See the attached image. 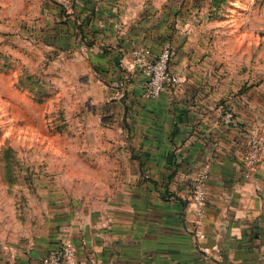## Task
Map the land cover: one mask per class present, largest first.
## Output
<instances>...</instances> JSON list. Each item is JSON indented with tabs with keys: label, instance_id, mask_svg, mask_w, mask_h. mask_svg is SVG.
<instances>
[{
	"label": "crops",
	"instance_id": "crops-1",
	"mask_svg": "<svg viewBox=\"0 0 264 264\" xmlns=\"http://www.w3.org/2000/svg\"><path fill=\"white\" fill-rule=\"evenodd\" d=\"M190 4L2 1L0 30L17 31L22 59L32 47L60 63L75 98L63 109L77 113L70 149L42 159L21 202L0 182V264H41L64 240L82 264H264V148L255 167L244 161L264 126V83L243 89L232 71L208 69ZM164 44L182 81L148 98L132 50L153 56ZM226 109L238 126L223 121Z\"/></svg>",
	"mask_w": 264,
	"mask_h": 264
},
{
	"label": "rangeland",
	"instance_id": "rangeland-1",
	"mask_svg": "<svg viewBox=\"0 0 264 264\" xmlns=\"http://www.w3.org/2000/svg\"><path fill=\"white\" fill-rule=\"evenodd\" d=\"M190 7L192 32L201 41L208 69L232 71L243 89L262 86L264 0H191ZM16 32L0 30V182H8L21 202L24 184L38 178L42 159L56 148L70 149L67 125L77 110L63 109L75 98L66 87L69 79L59 74L60 63L32 47L22 59ZM18 209L22 213L21 204Z\"/></svg>",
	"mask_w": 264,
	"mask_h": 264
},
{
	"label": "built area",
	"instance_id": "built-area-1",
	"mask_svg": "<svg viewBox=\"0 0 264 264\" xmlns=\"http://www.w3.org/2000/svg\"><path fill=\"white\" fill-rule=\"evenodd\" d=\"M133 62L138 65L144 76L142 93L153 98L168 86L179 84L181 75L174 71L170 62L174 55V49L170 44L161 46L157 54L151 56L147 47L140 45L132 50ZM223 121L232 127L238 126V120L231 109L223 112ZM264 148V126L255 129L248 138L247 149L244 153V161L248 168H253L260 159V153ZM206 168L199 172L192 187V203L197 215H202L205 210L206 196L203 181L206 178ZM198 237L204 236L201 232H195ZM41 264H82L76 256V247L70 240H64L57 248L49 251L41 258Z\"/></svg>",
	"mask_w": 264,
	"mask_h": 264
}]
</instances>
